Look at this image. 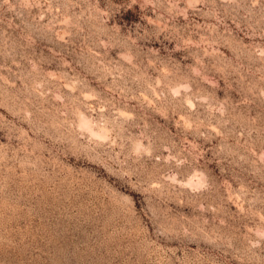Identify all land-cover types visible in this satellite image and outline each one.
<instances>
[{
    "label": "rangeland",
    "instance_id": "1",
    "mask_svg": "<svg viewBox=\"0 0 264 264\" xmlns=\"http://www.w3.org/2000/svg\"><path fill=\"white\" fill-rule=\"evenodd\" d=\"M0 264H264V0H0Z\"/></svg>",
    "mask_w": 264,
    "mask_h": 264
}]
</instances>
